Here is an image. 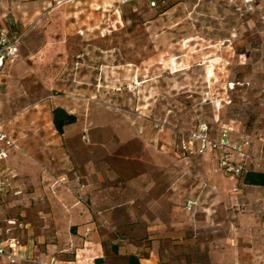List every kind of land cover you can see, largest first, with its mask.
<instances>
[{
	"label": "rangeland",
	"instance_id": "rangeland-1",
	"mask_svg": "<svg viewBox=\"0 0 264 264\" xmlns=\"http://www.w3.org/2000/svg\"><path fill=\"white\" fill-rule=\"evenodd\" d=\"M153 2L0 0V27L21 37L0 96V124L18 146L15 201L30 200L34 216L88 206L68 175L83 184L96 174L97 199L126 214L144 203L151 219L161 206L158 225H112L111 244L133 228L152 244L161 228L174 261L264 264V187L243 184L245 172H264V0ZM57 107L77 117L63 135ZM224 132L218 149L181 148ZM36 227L67 246L77 225L62 216Z\"/></svg>",
	"mask_w": 264,
	"mask_h": 264
},
{
	"label": "crops",
	"instance_id": "crops-1",
	"mask_svg": "<svg viewBox=\"0 0 264 264\" xmlns=\"http://www.w3.org/2000/svg\"><path fill=\"white\" fill-rule=\"evenodd\" d=\"M12 62L14 61H8L4 68V88L7 84V68H9ZM4 130L7 132L6 129ZM7 133L12 137L9 132ZM6 166L18 173V182L21 184V173L12 164L11 157ZM68 176L73 183L74 193L85 191L90 194L91 203L88 206L73 203L66 210L62 209L61 213L47 208L41 212L39 210L34 216L33 211H36V209L32 208L30 200L21 202V200L15 201L9 197L0 198V240L7 241L12 238L18 240L17 254L20 259L16 264H129L128 258L131 255L136 256L140 264H187L184 260L174 261V258L169 257L173 252V248L167 247L170 245L167 244L168 241L164 238L171 237L172 235L165 232L164 234V230L162 231L161 228H155L158 230L152 233L149 232L148 239H154L152 244L146 239H143L141 242L138 240L142 239L137 234L139 226L144 227L150 224L158 225L161 223L158 219V212L161 207L159 202L153 204L157 213H154L155 216L151 219L147 218L146 213L143 212V209H146V207L151 209L149 204L145 206L146 204L144 205L143 203L140 206L141 211L136 213L133 211L136 208L128 205L129 211L132 212L131 214H126L125 210L119 209L120 205H114L110 202L107 194L101 200L97 199L98 185L96 174H91L88 183L83 184L77 181L78 174L76 172ZM62 216L71 221L73 225H77L73 234L69 233V235H66L67 246L58 245V242L61 241L59 240L60 236L56 238L54 230L49 235L45 233V227L42 230H40L41 228L37 230L36 227L41 222L42 225L47 223L49 227L53 226L54 229L57 220ZM125 223L132 226L135 225L137 229H125L120 236L111 232L112 235H116V238L112 239L114 242L111 244L108 240L107 232L112 231V225ZM16 225H19L21 230L18 231L16 230L17 227H13ZM144 230L143 238H146L148 231ZM148 230L151 231L152 229L148 228ZM37 233L40 236H35ZM68 251L71 254H66ZM99 259L103 260V262L98 263L97 260ZM0 262L10 264L6 259H0Z\"/></svg>",
	"mask_w": 264,
	"mask_h": 264
},
{
	"label": "built area",
	"instance_id": "built-area-1",
	"mask_svg": "<svg viewBox=\"0 0 264 264\" xmlns=\"http://www.w3.org/2000/svg\"><path fill=\"white\" fill-rule=\"evenodd\" d=\"M153 5L155 3L153 2ZM21 37L9 38L7 32L0 27V95L3 93L5 84L4 68L8 61H13L19 54ZM206 131V130H204ZM227 133L224 132L217 142H212L206 134L202 136H191L188 140H183L181 148L185 152L194 150V143L198 141L197 152L204 154L208 149H218L220 146L226 145L228 142ZM16 141L3 129L0 124V198L9 197L13 200L24 195V190L19 184L18 173L6 166L11 157L12 150L17 149ZM229 171L235 175L241 173V168L230 165ZM65 178H63V181ZM19 242L12 238L7 241L0 240V258L6 259L10 264H16L20 259L17 254Z\"/></svg>",
	"mask_w": 264,
	"mask_h": 264
},
{
	"label": "trees",
	"instance_id": "trees-1",
	"mask_svg": "<svg viewBox=\"0 0 264 264\" xmlns=\"http://www.w3.org/2000/svg\"><path fill=\"white\" fill-rule=\"evenodd\" d=\"M155 6H157V0H153ZM77 117L74 114L67 112L62 107H57L53 110V124L56 131L63 135L67 126L76 123ZM243 184L247 186L264 187V172L250 170L243 174ZM129 264H140L136 256L131 255L129 258ZM98 263H102L103 260H97Z\"/></svg>",
	"mask_w": 264,
	"mask_h": 264
}]
</instances>
